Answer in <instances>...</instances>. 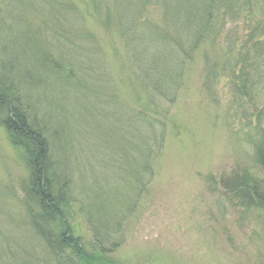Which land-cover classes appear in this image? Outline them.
Returning a JSON list of instances; mask_svg holds the SVG:
<instances>
[{
	"label": "rangeland",
	"instance_id": "1",
	"mask_svg": "<svg viewBox=\"0 0 264 264\" xmlns=\"http://www.w3.org/2000/svg\"><path fill=\"white\" fill-rule=\"evenodd\" d=\"M251 1L194 48L180 23L200 0H0L1 70L68 174V219L95 264H264V210L223 186L264 177V48L250 40L264 0ZM152 62L177 76L169 100L152 76L143 88ZM30 173L0 125V264H60Z\"/></svg>",
	"mask_w": 264,
	"mask_h": 264
},
{
	"label": "trees",
	"instance_id": "2",
	"mask_svg": "<svg viewBox=\"0 0 264 264\" xmlns=\"http://www.w3.org/2000/svg\"><path fill=\"white\" fill-rule=\"evenodd\" d=\"M228 2L230 3L229 5ZM246 4H250V7L253 8L255 4L260 6V1L253 3L250 0H200L191 14L195 19L193 20L190 15V20L180 23V29L189 34L186 35L189 40L188 43L191 46L194 45V48L199 46L203 39L205 40V36H208V38L212 36L210 40L215 37L213 40L216 42L217 37L215 35L217 33L220 35L221 29L227 25L225 18L229 14L243 13ZM252 20L254 24H250L253 27L250 40L254 39L255 35H258L262 43H257L255 47L260 49L262 45L261 47L264 48V39H262L264 38V20ZM0 22L5 25V21ZM261 35L263 36L261 37ZM164 42L169 46L171 42H176V39L166 38ZM172 49L174 50V48ZM143 51L140 48V51L136 53L137 55H143ZM261 51L258 56H261L263 62L257 65L262 67L264 71V50ZM242 52L244 53L243 61H248L249 54L246 56L247 53L245 54V51ZM168 53L169 55L167 56L173 57L171 50ZM152 59L157 61V56L152 57ZM255 61L259 62V60ZM141 67H145V65H141ZM149 67L147 70L142 68L140 72V78L143 77L145 80L143 84L144 90L148 87L152 76V79H155L153 91L169 100L171 95H174L175 91H177L175 85L177 76L168 70L169 67L157 68L156 62L150 63ZM163 72L165 74L161 76L158 74ZM164 76L170 79V90H163L162 80ZM248 79L249 75L247 76ZM248 83L252 84L249 81ZM16 85L14 76L8 72H3L0 67V125L7 131L11 143L22 149L28 159V166L31 169L29 185L40 208L38 216L40 236L45 240L60 264L98 263V254L87 251L81 237L76 235L68 219L72 202L68 174L59 168L50 139L46 136L43 127L34 121L35 119L28 111L27 105ZM244 87L246 89V86ZM162 135L164 136V134ZM260 136H262L261 140L254 143V145L257 150V163L264 170V131L261 132ZM247 172L246 177L233 180L231 184L223 181V186L227 188L230 198L235 197L247 211L253 207L264 210V177H257L255 174H251L249 170Z\"/></svg>",
	"mask_w": 264,
	"mask_h": 264
}]
</instances>
